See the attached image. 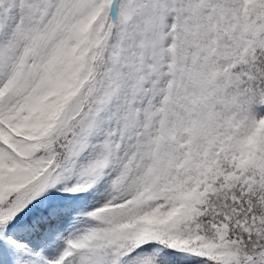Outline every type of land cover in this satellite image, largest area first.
I'll use <instances>...</instances> for the list:
<instances>
[{
	"label": "snow or ice",
	"instance_id": "obj_1",
	"mask_svg": "<svg viewBox=\"0 0 264 264\" xmlns=\"http://www.w3.org/2000/svg\"><path fill=\"white\" fill-rule=\"evenodd\" d=\"M0 264H264V0H0Z\"/></svg>",
	"mask_w": 264,
	"mask_h": 264
}]
</instances>
